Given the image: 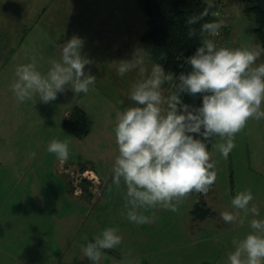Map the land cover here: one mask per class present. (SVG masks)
Returning a JSON list of instances; mask_svg holds the SVG:
<instances>
[{
	"label": "rangeland",
	"instance_id": "rangeland-1",
	"mask_svg": "<svg viewBox=\"0 0 264 264\" xmlns=\"http://www.w3.org/2000/svg\"><path fill=\"white\" fill-rule=\"evenodd\" d=\"M211 4L224 14V18L217 17L223 21L221 29L228 32L216 40L220 45L261 44L256 24L243 12L242 0H212ZM147 20L136 0H0L1 59L5 58L1 55L4 47L9 52L17 46L20 33L31 26L27 36L33 37L29 45L23 41L25 46L14 54L13 71L0 73V83H4L0 90L6 95L11 94L6 85L15 78L18 64L36 56L37 67L46 72L51 59H59L62 35L57 33V26H62L64 36L78 34L84 38L82 52L92 58L85 68L96 75L94 86L86 93L65 86L52 101L33 97L41 103L31 108L42 111H33L26 123L25 127L31 126V134L1 131L0 145L13 147L9 152L0 148V160L19 163L30 159L33 168L30 181L18 179L16 165L14 180L0 183V264H91L83 256L81 245L106 227L116 228L123 239L113 248L118 255L104 251L100 264H225L228 253L234 250L233 240L251 231V213L244 223L225 222L220 216L223 210L233 211L238 217L244 215L243 210L234 208L231 198L237 191L250 188L254 197L250 204H255L264 217V117L248 119L235 134V147L226 158L214 146L222 138H214L210 152L217 175L206 193L213 210L206 219L195 211L196 193L174 199L175 210L159 206L145 210L149 219L142 224L122 215L130 205L122 178L118 184L113 176L112 165L118 154L114 128L118 114L135 103L129 92L140 74L137 67L120 75L117 66L119 59L131 58L134 48L142 46ZM45 21L50 22L53 32L44 30ZM103 28L109 34L99 33L101 39H92ZM261 62L264 54L257 58L256 63ZM153 63L145 57L149 72ZM162 91H173L170 81L164 82ZM74 105H84L89 111L92 129L86 138H78L63 127L61 114ZM35 130L41 135L35 136ZM54 137L67 139L68 157L79 161L65 173L74 197H67L62 192L63 182L57 174L53 176L56 155L37 152L39 138L48 144ZM10 174L12 171L5 176Z\"/></svg>",
	"mask_w": 264,
	"mask_h": 264
},
{
	"label": "clouds",
	"instance_id": "clouds-1",
	"mask_svg": "<svg viewBox=\"0 0 264 264\" xmlns=\"http://www.w3.org/2000/svg\"><path fill=\"white\" fill-rule=\"evenodd\" d=\"M208 2L211 6L212 0ZM207 11L206 8L199 16L189 17L186 23L193 24ZM222 24V20H212L200 25L204 38L195 52L185 57L190 70L175 74V91L168 94H164L162 85L173 79L172 71L153 63L149 72L144 64L150 55L148 48L135 47L131 58L118 60V74L137 67L140 74L129 92L135 103L118 114L114 128L118 154L112 165L113 176L118 184L122 178L126 186L130 206L122 215L129 221L147 222L145 210L157 206L175 210L174 199L192 190L208 192L217 175L209 144L216 136L221 137L214 146L226 158L235 147V134L248 119L264 117V62L256 63L264 54V45H218L214 37ZM194 34L195 30L189 29L188 35ZM83 45L84 38L78 34L60 43L59 59H51L46 72L37 67L36 56L18 64L10 85L17 100L37 97L49 102L65 86L76 93L88 92L96 75L85 68L92 58L82 52ZM185 92L193 96L202 93V102H184ZM47 151L65 160L69 141L54 137ZM253 198L250 188L239 190L231 204L243 210L244 215L238 217L230 210L220 212L225 222L239 223L252 214L251 231L233 240L234 250L228 253L225 264H264V217L255 204H250ZM122 239L116 228L106 227L81 245V251L91 264H100L105 249L114 248Z\"/></svg>",
	"mask_w": 264,
	"mask_h": 264
},
{
	"label": "trees",
	"instance_id": "trees-1",
	"mask_svg": "<svg viewBox=\"0 0 264 264\" xmlns=\"http://www.w3.org/2000/svg\"><path fill=\"white\" fill-rule=\"evenodd\" d=\"M136 1L148 18V30L141 36L142 47L148 48L150 53L148 57L154 63H160L166 71H172L173 79L170 80V83L175 91L176 75L182 71L190 70V65L187 64L185 57L192 55L204 38L200 33V25L205 21L218 20L215 15V7L212 4L209 6L208 0ZM242 2L244 3V14L256 24L257 38L264 45V0H242ZM206 8L208 9L206 15L200 17L193 24L186 23L189 17L199 16ZM189 29H194L195 34L189 36ZM225 33L228 32L221 29L219 34L224 36ZM218 37L219 35L214 39L217 40ZM202 95V93H198L193 96L185 92L183 100L192 105H199L202 102ZM63 125L72 135L82 139L90 132L91 121L85 109L75 105L70 110L68 117L63 120ZM208 147L211 151L212 143ZM213 185L214 182L208 192L211 191ZM188 193L198 194L195 211H200L201 219H206L213 213L207 203L206 193L196 190Z\"/></svg>",
	"mask_w": 264,
	"mask_h": 264
},
{
	"label": "crops",
	"instance_id": "crops-1",
	"mask_svg": "<svg viewBox=\"0 0 264 264\" xmlns=\"http://www.w3.org/2000/svg\"><path fill=\"white\" fill-rule=\"evenodd\" d=\"M242 7H244V5ZM44 8H47V7L44 6ZM232 11H234V10H232ZM231 19L228 20L230 26H232V24H233L231 22ZM233 19H234V16H233ZM58 21H59V18H58ZM44 24L46 25V29H44V30L47 33H49V31L53 32L52 31L53 28H51V24H50L49 21H45ZM107 24H108V22H107ZM31 27H29L28 30ZM233 28H234V24H233ZM28 30H25V33H20L22 35H20V38L18 39L19 42L17 43V46L16 45H13V47H11L9 49V52L7 51V49H5V47L1 51V55H3L5 57L4 58V61L1 59L2 57H0V73L2 75L4 73H6V72H7V74H10V70L13 71L14 65H12V62H13V59L12 58L14 57V54L19 50V47H22L23 48L25 46L23 44V41L27 45H29L28 44V41L31 40L33 37H31L30 35L27 36V34H28L27 31ZM105 32L107 33V35L109 34V32H107V28H103L102 31H98V33L93 34L92 39H94V40L101 39V37H103V36H101L99 33L105 35ZM57 33H61V35H62V38H61L62 41L61 42L62 43L65 40L71 38L70 35L64 36V31H63L62 26H57ZM96 35H99V37L96 38ZM56 36H57V34H56ZM59 52H60V50H59ZM26 54H29V53L26 52ZM59 55H60V53H59ZM9 79H10V77H9ZM14 79L15 78H13V80ZM12 82H10V84L8 83L6 85V88L8 89V92L10 91L11 94L6 95L3 90H0V136H1V131L2 130L3 131H7L9 133V135H14L16 132H22L24 134H27V133L31 134V132H32L31 126L29 124L27 127H25L26 126V123H27L29 117L32 115V112L33 111L36 112L37 114L38 113L40 114V110L42 109V108H38V107L31 108V105H33V104H39L41 102L40 101H35L36 99H33V98L28 99V100H26L24 102L18 101L17 98L15 97V95H14L11 87H10V85H11ZM0 89H4V83H0ZM74 106H71L69 108H65L63 110V114L60 113L61 115L64 116V119L66 117H68V115L70 113V110ZM78 106H80V105H78ZM80 107H82L83 109H85V111L89 115V111H88V109H87L86 106L81 105ZM89 118H90V115H89ZM63 127H64V125H63ZM91 129L92 128L90 126V132H91ZM89 133L84 138L88 137L89 136ZM34 135L35 136H40L41 135L40 130H35V134ZM39 141L40 142L36 146V148H38L37 152H40L41 150L43 152H49V151H47V145L48 144L43 143V140H41L40 138H39ZM12 147L13 146L8 145V144H1L0 145V148L1 149L5 150V151H8V152H9V150ZM49 153H51V152H49ZM87 161H93V160H89L88 159ZM76 164H79V161L78 160H75V159H73L71 157H68L65 160H61V159H58L56 157L55 164H52L53 167H54V170H55V172L53 173V176L56 177V174H57V176H59V178L63 182L62 183V185H63L62 192H65L67 197H69V196L74 197V196L72 194H70V191H69V182H68L67 177L65 176V173H67V171H68L67 167L74 168L76 166ZM16 165L18 166V169H19L17 171L18 179L21 178L22 180H24L25 178H29V175H31V169L33 168V165H32V162H30V159L29 160H26V161H21L19 163H16L14 161H3V160H0V183H9L10 182V178H11V181L14 180V178L16 177V172H15L14 167ZM23 169H24V172H22ZM10 171H12L13 174H10V175L5 176ZM30 180H31V178H29V181ZM105 251L108 252V253H110V254H112V255H114V256L118 255V254H116L114 252V249L113 248L112 249H105Z\"/></svg>",
	"mask_w": 264,
	"mask_h": 264
},
{
	"label": "built area",
	"instance_id": "built-area-1",
	"mask_svg": "<svg viewBox=\"0 0 264 264\" xmlns=\"http://www.w3.org/2000/svg\"><path fill=\"white\" fill-rule=\"evenodd\" d=\"M215 15L216 16H220V15H223L224 16V14H222L220 11H215ZM220 33V32H219ZM218 33V35L220 36V34ZM218 43V42H217ZM218 45H220V43H218Z\"/></svg>",
	"mask_w": 264,
	"mask_h": 264
}]
</instances>
